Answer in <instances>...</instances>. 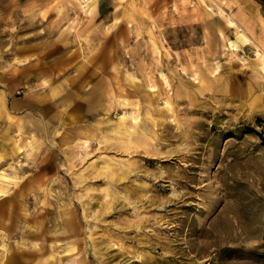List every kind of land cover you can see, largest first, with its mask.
I'll use <instances>...</instances> for the list:
<instances>
[{"label":"rangeland","instance_id":"374dc122","mask_svg":"<svg viewBox=\"0 0 264 264\" xmlns=\"http://www.w3.org/2000/svg\"><path fill=\"white\" fill-rule=\"evenodd\" d=\"M236 3L0 0V264H264Z\"/></svg>","mask_w":264,"mask_h":264},{"label":"crops","instance_id":"0c3cea01","mask_svg":"<svg viewBox=\"0 0 264 264\" xmlns=\"http://www.w3.org/2000/svg\"><path fill=\"white\" fill-rule=\"evenodd\" d=\"M236 19L229 18L231 25L238 28L237 39L246 42L253 41L258 46L257 52H264V6L259 0H236ZM251 33L252 36L245 35ZM244 37L247 40H243ZM247 44V43H245ZM17 103H13L16 107Z\"/></svg>","mask_w":264,"mask_h":264},{"label":"trees","instance_id":"16d2710c","mask_svg":"<svg viewBox=\"0 0 264 264\" xmlns=\"http://www.w3.org/2000/svg\"><path fill=\"white\" fill-rule=\"evenodd\" d=\"M261 139H262V142L264 143V135H263V136H261Z\"/></svg>","mask_w":264,"mask_h":264},{"label":"bare ground","instance_id":"6f19581e","mask_svg":"<svg viewBox=\"0 0 264 264\" xmlns=\"http://www.w3.org/2000/svg\"><path fill=\"white\" fill-rule=\"evenodd\" d=\"M4 190V189H3ZM1 192V191H0ZM1 197V196H0Z\"/></svg>","mask_w":264,"mask_h":264}]
</instances>
